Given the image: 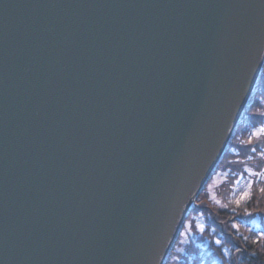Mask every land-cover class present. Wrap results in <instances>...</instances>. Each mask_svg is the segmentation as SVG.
Wrapping results in <instances>:
<instances>
[{"label":"water","instance_id":"obj_1","mask_svg":"<svg viewBox=\"0 0 264 264\" xmlns=\"http://www.w3.org/2000/svg\"><path fill=\"white\" fill-rule=\"evenodd\" d=\"M264 71V0H0V264H166Z\"/></svg>","mask_w":264,"mask_h":264},{"label":"trees","instance_id":"obj_2","mask_svg":"<svg viewBox=\"0 0 264 264\" xmlns=\"http://www.w3.org/2000/svg\"><path fill=\"white\" fill-rule=\"evenodd\" d=\"M249 111L237 142L225 154L231 158L221 169L226 177L216 190L218 197L213 200L208 192L198 197L188 217L192 232L185 231L187 243L179 239L166 264H264V138L253 134L264 128V71ZM241 181L249 184L243 198L237 190Z\"/></svg>","mask_w":264,"mask_h":264},{"label":"rangeland","instance_id":"obj_3","mask_svg":"<svg viewBox=\"0 0 264 264\" xmlns=\"http://www.w3.org/2000/svg\"><path fill=\"white\" fill-rule=\"evenodd\" d=\"M256 95V94H255ZM255 97V96H254ZM250 107H249V109L247 110V112H246V114L247 113H249L250 111ZM242 121H243V119H242ZM242 123V122H241ZM243 126L242 125H240L239 126V128H238V130L236 131V134H235V136H234V138H233V140H232V143L233 144H235L236 142H237V140H236V137L240 134V133H242V131H243ZM259 130V129H258ZM258 130H256L255 132H253V134L255 133V138H258L259 140H263V138H264V133H260ZM261 142H263V141H261ZM226 157V158H225ZM224 158H223V160H222V164H221V168L219 169L218 168V170H216V172H215V174L213 175V177L211 178V180H210V182L208 183V185L206 186V188H205V190L202 192L203 193V195H205V193L206 192H208V193H210V195H211V198L213 199V200H215L216 199V197H218L217 196V192H216V190L218 189V188H220V186L222 185V183L225 181V177H226V174H224V173H222L221 172V169L222 168H224L227 164H228V162H229V159L231 158V157H227V156H225ZM258 161H261V158L260 159H258ZM220 167V166H219ZM237 190H238V192H241L240 193V195H241V197L243 198L244 196H245V194L249 191V184H247V183H244V182H240L239 184H237ZM203 199L206 201V199L203 197ZM197 203V202H196ZM199 225V226H198ZM255 225L257 226V227H262V225H261V222H259V221H257L256 223H255ZM197 226L200 228V229H202L203 227H202V223H197ZM188 229V230H187ZM188 231V234H190V232H192V224H191V222H189V218H187V220L185 221V224H184V226H183V229H182V231H181V233H180V236H179V238H178V240L180 239L181 240V243H187V233L185 232V231ZM182 238V239H181Z\"/></svg>","mask_w":264,"mask_h":264},{"label":"snow or ice","instance_id":"obj_4","mask_svg":"<svg viewBox=\"0 0 264 264\" xmlns=\"http://www.w3.org/2000/svg\"><path fill=\"white\" fill-rule=\"evenodd\" d=\"M261 115H264V113H261ZM260 133H264V128H261L258 130ZM255 135V133H254ZM253 151H255V149H252ZM261 192H264V188L260 189ZM246 196L248 195L247 193L245 194ZM261 236H264V233H261ZM219 243V242H217Z\"/></svg>","mask_w":264,"mask_h":264},{"label":"bare ground","instance_id":"obj_5","mask_svg":"<svg viewBox=\"0 0 264 264\" xmlns=\"http://www.w3.org/2000/svg\"><path fill=\"white\" fill-rule=\"evenodd\" d=\"M245 116V115H244ZM241 125V124H240ZM178 241V240H177ZM175 246V245H174ZM174 248V247H173ZM173 250V249H172ZM172 252V251H171ZM171 254V253H170ZM170 256V255H169ZM169 258V257H168ZM168 260V259H167ZM167 262V261H166Z\"/></svg>","mask_w":264,"mask_h":264}]
</instances>
